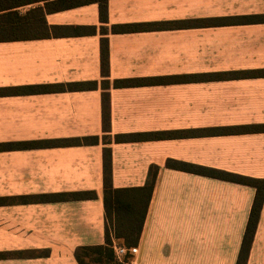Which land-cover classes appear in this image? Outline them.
Wrapping results in <instances>:
<instances>
[{
    "label": "crops",
    "instance_id": "crops-1",
    "mask_svg": "<svg viewBox=\"0 0 264 264\" xmlns=\"http://www.w3.org/2000/svg\"><path fill=\"white\" fill-rule=\"evenodd\" d=\"M107 9L106 21L98 2L46 11L51 26L94 32L0 40V89L98 83L0 93V143L99 138L0 150V264H80L79 247L106 244V152L114 187L155 179L127 264H237L257 189L185 165L264 178V132H205L264 123V76L231 75L264 69V22L238 20L264 14V0H108ZM170 21L186 24L114 30ZM155 77L179 80L116 85ZM132 133L164 135L116 140ZM89 191L96 197L48 198ZM246 264H264V203Z\"/></svg>",
    "mask_w": 264,
    "mask_h": 264
},
{
    "label": "trees",
    "instance_id": "trees-1",
    "mask_svg": "<svg viewBox=\"0 0 264 264\" xmlns=\"http://www.w3.org/2000/svg\"><path fill=\"white\" fill-rule=\"evenodd\" d=\"M91 2H98L101 9V18L107 20L108 0H0V40L9 39H28L41 38L51 35H81L87 32H94L95 27L85 26H51L46 20V11L51 9L64 8L66 6H78ZM25 13L19 10V7L30 4H37ZM44 3V5H41ZM243 22H264V14L247 15L238 17ZM186 22H150L138 24H123L115 26L116 31L148 30L184 25ZM103 61L102 68L108 72V44L103 40L102 45ZM232 76H264V69L233 73ZM179 79L173 77H155V78H134L125 79L116 82L117 86H132L145 83L173 82ZM98 85L96 81L76 82L69 84H55L47 86H25L18 88L0 89V93L27 92V91H46V90H65L95 88ZM110 117L109 96L104 95V120L107 128V122ZM206 133H240V132H264L263 124H254L247 126H232L224 128L205 129ZM163 133H132L120 134L116 136L117 141H130L142 138L161 137ZM97 136L92 137H74L63 139L31 140L0 143V150L11 148H33L44 146H66L97 142ZM106 176L104 185V200L107 219V241L102 245H86L76 250V257L80 264H96L98 262L116 261V256L112 247L113 239L118 238L128 245L139 241L150 199L155 187V179L152 178L148 184L139 188H116L112 184L110 170V156L106 152L105 156ZM188 170H193L206 175L222 178L242 184H247L257 189V194L252 207L251 215L247 225L246 233L242 243V249L237 264H246L248 255L254 239L260 212L264 203V178L239 175L232 172L222 171L208 167H196L185 165ZM96 193L73 192L58 193L48 195L51 200L64 199H84L94 198ZM129 258L127 259V261ZM126 261V262H127Z\"/></svg>",
    "mask_w": 264,
    "mask_h": 264
},
{
    "label": "built area",
    "instance_id": "built-area-1",
    "mask_svg": "<svg viewBox=\"0 0 264 264\" xmlns=\"http://www.w3.org/2000/svg\"><path fill=\"white\" fill-rule=\"evenodd\" d=\"M112 247L116 257L120 260L128 258L130 259L131 257L135 256L139 250L136 246H131L126 243H119L116 241V239H113Z\"/></svg>",
    "mask_w": 264,
    "mask_h": 264
},
{
    "label": "rangeland",
    "instance_id": "rangeland-1",
    "mask_svg": "<svg viewBox=\"0 0 264 264\" xmlns=\"http://www.w3.org/2000/svg\"><path fill=\"white\" fill-rule=\"evenodd\" d=\"M116 256V255H115ZM116 260H117V262L116 261H109V262H98V263H96V264H127V259H123V260H120V259H118L117 257H116Z\"/></svg>",
    "mask_w": 264,
    "mask_h": 264
}]
</instances>
